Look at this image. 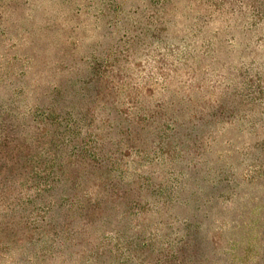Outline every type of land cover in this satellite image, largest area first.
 Segmentation results:
<instances>
[{
  "label": "rangeland",
  "instance_id": "rangeland-1",
  "mask_svg": "<svg viewBox=\"0 0 264 264\" xmlns=\"http://www.w3.org/2000/svg\"><path fill=\"white\" fill-rule=\"evenodd\" d=\"M199 5L0 0V106L26 115L55 103L79 107L95 94L84 84L91 67L112 65L128 68L150 107L169 101L166 86L178 100L190 96L209 106L196 119L190 107L180 117L183 158L155 165L165 189L149 198L165 205L148 217L146 235L183 236L184 264H264V23L255 28L229 11L195 33ZM169 49L177 50L175 57ZM187 63L197 71L193 80ZM172 65L179 76L170 80L162 75L172 77ZM11 155L0 177V264H22L26 254L22 161L14 164ZM132 224L121 220L125 237Z\"/></svg>",
  "mask_w": 264,
  "mask_h": 264
},
{
  "label": "trees",
  "instance_id": "trees-1",
  "mask_svg": "<svg viewBox=\"0 0 264 264\" xmlns=\"http://www.w3.org/2000/svg\"><path fill=\"white\" fill-rule=\"evenodd\" d=\"M199 6L191 27L195 33L229 11L255 28L264 23V0H200ZM176 53L169 49L170 57ZM186 68L193 80L196 69L188 63ZM169 70L172 77L162 76H179L173 65ZM90 77L84 84L92 85L95 94L79 107L55 103L26 115L15 114L10 104L0 106V177L9 154L14 164L16 158L22 161V264H184L183 236L146 235L148 217L161 214L165 205L149 196L160 197L165 189L155 165L183 158L180 117L190 107L189 116L196 119L209 106H198L190 96L178 100L179 93L173 96L166 86L169 101L150 107L123 66H93ZM17 116L30 121L16 124ZM124 219L134 225L126 237ZM29 246H35L32 252Z\"/></svg>",
  "mask_w": 264,
  "mask_h": 264
}]
</instances>
